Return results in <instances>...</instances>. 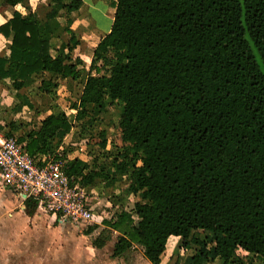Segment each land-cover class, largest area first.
<instances>
[{"label":"trees","instance_id":"trees-1","mask_svg":"<svg viewBox=\"0 0 264 264\" xmlns=\"http://www.w3.org/2000/svg\"><path fill=\"white\" fill-rule=\"evenodd\" d=\"M83 5L50 0L39 18L27 0H0V13L27 12L0 27L12 36L0 82L52 96L62 82L81 81L86 64L72 57L81 46L72 26ZM113 8L74 107L78 122L121 107V147L111 162L67 161L57 145L74 127L59 110L38 130L13 124L0 133L32 158L64 161V174L85 190L127 176L125 192L138 200L125 211L113 205L104 222L119 235L114 258L139 246L150 264H161L169 239L179 238L181 264L264 262V0H117ZM89 142L106 152L107 129ZM37 210L35 199L24 202L26 217Z\"/></svg>","mask_w":264,"mask_h":264},{"label":"rangeland","instance_id":"rangeland-1","mask_svg":"<svg viewBox=\"0 0 264 264\" xmlns=\"http://www.w3.org/2000/svg\"><path fill=\"white\" fill-rule=\"evenodd\" d=\"M86 6L82 12L75 14L78 18L77 33L78 37L82 43V40L91 41L90 43H95L102 34L98 31H104L108 29L110 25V18L114 15V1L116 0H85ZM100 5L102 12L94 13V9ZM99 25V26H98ZM100 29V30H99ZM74 57L82 59L86 64L85 69L83 68L82 80L79 82L65 81L62 82L59 92L56 91L52 96L45 97L41 95L36 87H31L29 89L23 90L19 93H15L10 89V87L2 88L0 87V129L1 131H9L12 125H22L24 131H29L39 126V117L42 112L44 114L48 112H54L59 110L65 113L73 123V130L71 133L61 140L57 145L58 150L61 153H64L67 157V161L79 159L87 163L91 168H97L102 165L109 164L113 157L116 155L114 149L115 146L121 147L119 141V130L117 128L120 114L122 112L121 107L115 104L109 106V113L102 120V117L93 118L90 116L82 122L75 121L76 118V109L75 105H78L79 99L82 94V81L87 77L88 69L91 65V48L88 44H81V46L75 51ZM82 69V67H80ZM28 103L33 106V109H29ZM49 107V108H47ZM41 113V114H40ZM107 129V140L108 147L106 152H100L97 147L92 146L89 142L90 136L95 137L100 130ZM24 131L16 132L17 138L24 135ZM128 178L123 176L120 179V182L113 187H109V183H102L96 181L93 185L87 187L86 193L93 197L95 215L98 219L95 224L91 226L80 225L76 229L62 228L68 232L77 234V236L84 235L88 228L93 227L94 238L98 241H107L113 243L116 239L110 229L104 224L108 217H110L109 210L113 209V205L117 211H125L128 209V205L136 202L138 199L134 197L127 196L125 192L127 187ZM15 196V199H14ZM8 193L7 190H4L0 187V203L5 200H15L20 203L18 195ZM16 204V205H17ZM5 211H0V217H3ZM111 215V214H110ZM38 223L45 222V227L48 229L56 228L62 230L60 227L53 223V220L46 216L44 213H39L37 217ZM137 221V219L135 220ZM14 224V223H13ZM11 228V224L1 221L0 230H3V234H8V231ZM39 227H37L38 229ZM19 229V227H18ZM23 231L25 228H22ZM36 230V227H34ZM39 230V229H38ZM70 230V231H69ZM39 232V231H38ZM71 233V232H70ZM175 241V242H174ZM180 242V240H179ZM178 242V243H179ZM1 243V242H0ZM176 243V240H171L169 243V249L167 251V257L174 254L178 255L180 244ZM1 244L0 251V264H16V255H14V244L9 243ZM30 244L25 240L22 244L19 245V252L23 254L20 258L26 260L29 257L33 256V253L37 251L39 253V246L37 242H34L32 250H29ZM135 249V250H134ZM133 249L135 252L136 264H143V261L140 258L139 249L141 247L136 246ZM3 253V254H2ZM180 263H184L186 254L184 252H179ZM190 253H187V255ZM5 255L7 257L5 258ZM248 264H264L258 259L246 260ZM20 264V263H17ZM39 264V263H38Z\"/></svg>","mask_w":264,"mask_h":264},{"label":"crops","instance_id":"crops-1","mask_svg":"<svg viewBox=\"0 0 264 264\" xmlns=\"http://www.w3.org/2000/svg\"><path fill=\"white\" fill-rule=\"evenodd\" d=\"M84 5L79 12H82L86 6V1L83 0ZM114 1V3H116ZM27 5L30 8V11L36 14L39 18H44L50 12V0H27ZM16 12H19L22 16L27 15V12L23 8H8L5 12L0 13V27L6 25L10 20L13 19V16ZM102 12L100 9V5L94 9V13ZM115 13V10H114ZM76 16V15H74ZM74 24L72 26V30L77 33V25H78V18L74 17ZM114 15L110 18V25L108 29L104 31H98L102 36L96 40L95 43H90L91 41L82 40L81 44H88L91 48V57L92 59L93 52L102 38L109 34L111 30V26L113 24ZM99 26V25H98ZM78 35V33H77ZM12 43V36L9 39L4 38L0 34V57L4 59H8L10 56V45ZM75 53V51H74ZM74 53L72 57H74ZM82 60V59H81ZM84 62V61H83ZM86 78L82 81V88L85 83ZM10 86V81L5 80L0 82V87H8ZM59 92V90H58ZM48 98V96H45ZM49 108V107H47ZM52 112H48L46 114H41L39 117V126L34 128L38 130L40 127L41 122L51 114ZM9 193V192H8ZM14 196V195H13ZM15 199V196H14ZM17 200H20L17 198ZM21 201V200H20ZM93 201V197H92ZM13 200H5L0 203V211H5L3 217H0V222H7L11 224V228L8 231V234H3L0 230V246L1 244H7L6 246H10V244H14V255H16L15 263L20 264H136L135 260V252L133 250L128 251L121 257L114 258L113 252L114 247L117 243V239L119 235L116 232H112V236L116 237L115 241L111 244L106 242L103 248H97L94 246V233L90 235H80L72 233V231L68 232L67 230H60L56 228L48 229L45 227V222L38 223L37 217L38 214L36 213L34 217H26L24 215V202H18ZM14 223V224H13ZM19 227V229H18ZM25 228L23 231L22 228ZM36 227V230H34ZM37 227H39L37 229ZM39 231V232H38ZM27 241L30 244L29 250H32L34 242H37L39 246V253L35 251L32 257L24 260L20 258L21 255L19 252V245L22 242ZM171 240H176V243L179 242V238H170L166 247V252L163 256L161 264H175L177 262V255H167V251L169 249V243ZM175 242V241H174ZM180 244V242L178 243ZM179 249V246H178ZM135 250V249H134ZM1 251V247H0ZM140 258L143 261V264H150L146 259H144L142 254V249H139ZM3 254V253H2ZM7 255H5V258ZM1 258V256H0ZM137 258V257H136ZM214 264H222L220 260H216Z\"/></svg>","mask_w":264,"mask_h":264},{"label":"built area","instance_id":"built-area-1","mask_svg":"<svg viewBox=\"0 0 264 264\" xmlns=\"http://www.w3.org/2000/svg\"><path fill=\"white\" fill-rule=\"evenodd\" d=\"M41 160L26 153L16 138L0 133V187L22 202L35 199L37 214L44 213L60 228L95 224L98 217L92 197L64 174L65 162L44 158L41 165Z\"/></svg>","mask_w":264,"mask_h":264}]
</instances>
